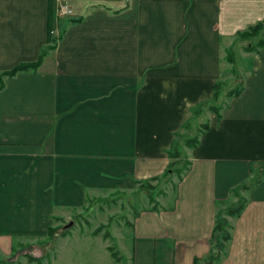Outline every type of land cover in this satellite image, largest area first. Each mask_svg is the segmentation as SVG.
<instances>
[{"label":"crops","instance_id":"crops-1","mask_svg":"<svg viewBox=\"0 0 264 264\" xmlns=\"http://www.w3.org/2000/svg\"><path fill=\"white\" fill-rule=\"evenodd\" d=\"M50 13L51 50L4 77L36 61ZM263 18L264 0H0V261L88 193L160 177L189 110L224 83L233 35ZM248 56L242 91L186 148L173 205L135 212L129 264L205 257L215 203L252 174L217 264H264V47Z\"/></svg>","mask_w":264,"mask_h":264},{"label":"rangeland","instance_id":"rangeland-1","mask_svg":"<svg viewBox=\"0 0 264 264\" xmlns=\"http://www.w3.org/2000/svg\"><path fill=\"white\" fill-rule=\"evenodd\" d=\"M51 42L47 43L43 50L48 49ZM247 42L238 41L226 46L239 62L233 65V73L230 72L231 66H227L229 70H226L224 75L226 78L223 80L221 96L214 103L222 111L228 108L232 99L225 98L224 94L242 80L245 69L242 59H250L242 51ZM221 60H225L224 53L221 54ZM197 106H202L201 112L197 117H192V127L188 126L183 130L180 134L182 137L177 140L178 144L183 142L184 137H196L198 129L210 121L211 113L207 106L204 107V103L195 107ZM195 107L190 110L193 111ZM190 120L191 117H188L186 122ZM181 150L187 158L186 148L182 147ZM179 166L180 163H176L175 167ZM252 175V178L241 186L237 185L225 200L226 204H219L217 209L222 211V207L244 200V193L262 177ZM176 181L173 174L158 180L132 182L129 187L120 190L96 191L93 196L91 194L94 192L88 193L91 197L85 198L81 207L65 214L61 220L53 218L50 221L51 227L46 228L42 236L39 235V240H34L33 244L27 241V245L13 247L14 252L10 260H1L0 264H129L130 226L135 212L149 208L158 210L169 207L171 203L173 205ZM68 224L70 226L66 227ZM37 240L40 242H35Z\"/></svg>","mask_w":264,"mask_h":264},{"label":"trees","instance_id":"trees-1","mask_svg":"<svg viewBox=\"0 0 264 264\" xmlns=\"http://www.w3.org/2000/svg\"><path fill=\"white\" fill-rule=\"evenodd\" d=\"M49 4H50V7L52 8L53 0H49ZM51 22H52V18H51V13H50L48 29H47V41H46L47 43L51 41V36L49 34L51 30ZM233 38H235V42H238V41L247 42L248 41L242 49L244 54L249 55V54L257 53L258 50L264 47V18L261 21L257 22L256 24H254L253 26H250L246 28L245 30L236 32L233 35ZM51 48L52 47L50 46L46 50L42 49L35 62L21 63L15 66L14 68H12L7 73H5L3 76L10 77L19 72L36 69L38 65L40 64L42 57L46 54V51L51 50ZM242 61L245 64L244 68L248 67L246 70L247 72H250L251 71V58L242 59ZM225 62L231 66L230 72L233 73L234 68H235L233 65L234 64L236 65L239 62V59L238 61H236L231 49H226ZM223 86H224V83L219 81V82H215L211 87L210 101L209 103L204 104V107L207 106L206 108L207 110H209L211 115L219 116L218 113L221 108H217L214 105V103L218 101V98H219V95L221 94V90ZM242 88H243V84H240V83L236 84L229 91H227V93L224 94V97L227 99L233 98L234 96L238 95L242 91ZM201 108L202 106H197L193 109V111L189 110V113H191L189 117L191 116L197 117L201 112ZM187 123L188 122H185L182 125V127L186 126ZM174 136H175V139L172 141L170 148L167 150L166 155L168 157L169 162L164 172L162 173L160 177L152 178L150 179V181L158 180L161 178H166L173 174L175 175L176 180L179 181L181 179V176L185 173L188 162L181 148L182 147L190 148L194 146L197 137L186 138V139L183 138L182 140L183 142L181 144H178L177 140L180 139L182 136L178 134H175ZM176 163H180V166L175 167ZM242 188L245 189V187H242ZM244 203H245V200H240L237 204L222 207V211L217 209V206L219 204L221 205L226 204L225 201L215 203L214 220H213V225H212L210 236H209V244H210L209 253L205 257L194 259L192 264H217L218 263V261L220 260V258L223 256L225 252L226 245L228 244L230 240L231 223L241 213V210L244 207ZM111 257H112V254H111Z\"/></svg>","mask_w":264,"mask_h":264},{"label":"built area","instance_id":"built-area-1","mask_svg":"<svg viewBox=\"0 0 264 264\" xmlns=\"http://www.w3.org/2000/svg\"><path fill=\"white\" fill-rule=\"evenodd\" d=\"M55 14L57 17H66L71 14V11L67 5L58 3L55 8Z\"/></svg>","mask_w":264,"mask_h":264},{"label":"water","instance_id":"water-1","mask_svg":"<svg viewBox=\"0 0 264 264\" xmlns=\"http://www.w3.org/2000/svg\"><path fill=\"white\" fill-rule=\"evenodd\" d=\"M70 225L68 224L66 227H69Z\"/></svg>","mask_w":264,"mask_h":264}]
</instances>
